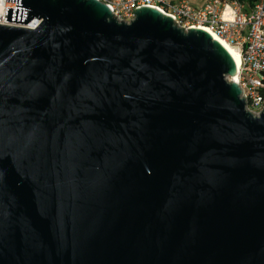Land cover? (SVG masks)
I'll use <instances>...</instances> for the list:
<instances>
[{
  "label": "water",
  "instance_id": "95a60500",
  "mask_svg": "<svg viewBox=\"0 0 264 264\" xmlns=\"http://www.w3.org/2000/svg\"><path fill=\"white\" fill-rule=\"evenodd\" d=\"M0 264H264V110L229 54L150 8L6 0Z\"/></svg>",
  "mask_w": 264,
  "mask_h": 264
},
{
  "label": "built area",
  "instance_id": "2783aa9c",
  "mask_svg": "<svg viewBox=\"0 0 264 264\" xmlns=\"http://www.w3.org/2000/svg\"><path fill=\"white\" fill-rule=\"evenodd\" d=\"M104 4L116 21L130 23L133 10L150 8L172 18L185 31L205 29L217 36L239 56L234 75L227 81L240 89L245 109L254 116L264 110V0H96ZM14 2L0 0V25L34 29L39 21L27 26L4 21L5 10L15 9ZM34 23V25H32Z\"/></svg>",
  "mask_w": 264,
  "mask_h": 264
},
{
  "label": "bare ground",
  "instance_id": "6f19581e",
  "mask_svg": "<svg viewBox=\"0 0 264 264\" xmlns=\"http://www.w3.org/2000/svg\"><path fill=\"white\" fill-rule=\"evenodd\" d=\"M34 25V23L32 24ZM202 31L208 33L210 35V37L216 42L218 43L221 47H223V49H225V51L229 54V56L232 58L234 64L237 66L239 63V56L238 53L232 49L231 47H229L226 43H224L221 39H219L217 36L211 34L210 32H208L207 30H203Z\"/></svg>",
  "mask_w": 264,
  "mask_h": 264
},
{
  "label": "trees",
  "instance_id": "16d2710c",
  "mask_svg": "<svg viewBox=\"0 0 264 264\" xmlns=\"http://www.w3.org/2000/svg\"><path fill=\"white\" fill-rule=\"evenodd\" d=\"M241 1H248V2H251L253 0H241ZM263 84H264V74H263ZM262 95L264 96V86L262 88V91H261Z\"/></svg>",
  "mask_w": 264,
  "mask_h": 264
}]
</instances>
